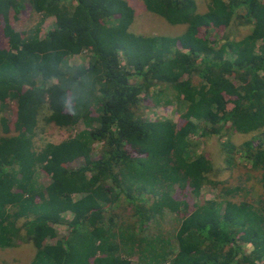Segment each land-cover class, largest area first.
Listing matches in <instances>:
<instances>
[{"label": "trees", "instance_id": "16d2710c", "mask_svg": "<svg viewBox=\"0 0 264 264\" xmlns=\"http://www.w3.org/2000/svg\"><path fill=\"white\" fill-rule=\"evenodd\" d=\"M142 1L184 33H132L125 0H0V249L32 243L27 264H264V0ZM32 15L54 17L42 37L16 27ZM232 22L248 33L230 38ZM150 95L184 111L139 118ZM43 105L47 122L84 129L36 147ZM196 131L225 138L226 178ZM157 215L173 236L150 231Z\"/></svg>", "mask_w": 264, "mask_h": 264}, {"label": "rangeland", "instance_id": "374dc122", "mask_svg": "<svg viewBox=\"0 0 264 264\" xmlns=\"http://www.w3.org/2000/svg\"><path fill=\"white\" fill-rule=\"evenodd\" d=\"M129 6H131L134 10V20L129 27V30L134 34H141V35H162V36H178L184 33L186 25L185 24H170L161 16L154 14L148 11L142 0H125ZM23 4L26 1L22 2ZM197 4V11L204 12L206 10L205 0H196ZM23 7V6H22ZM40 16V15H39ZM54 24V17L53 16H40L36 17L35 15L27 17L24 21L19 20L16 22V27L19 29H27L28 35H36L43 36L46 31L51 28ZM250 26H238L231 23L225 29V33L229 34L230 38H239L244 36L248 33ZM202 30L200 29L199 35H202ZM212 31H210V34ZM221 35H216L217 45H219L223 40L219 37ZM220 39V40H219ZM260 42L258 41V44ZM87 60V51H83L78 55H75L70 58L69 62L73 64H83L86 63ZM130 82L136 81L135 78L132 76L129 78ZM157 86L155 85L153 89H156ZM147 97V96H146ZM142 97V101H143ZM146 104L142 103L138 107L139 118L142 119H171L175 120L177 118V111L183 112L184 111V103L181 101L173 100L171 103H165L163 100L155 101L153 97L150 95L145 98ZM145 105V106H144ZM147 106V107H146ZM50 113L46 105H43L40 108L38 117H37V125H36V135L34 137V145L36 147H41L47 142L58 143L68 137L75 136L79 131L84 129L85 125L82 121H78L73 126H58L55 125L53 122H47L46 116ZM94 125V123H93ZM199 131H196L195 134L191 135V139L195 144V151L200 152L202 148H204L205 152L211 155L214 164V173L219 175V178L224 179L228 176L229 168L222 160L224 153L226 152L222 142V140L218 139L215 135L211 136L207 142L203 140L199 136ZM250 137L249 134H233L230 136L229 140L234 144H239L244 140ZM98 145L95 144L92 150L93 155L97 153ZM238 155H236L237 162L241 163V160ZM81 163H83L82 158L75 161L74 164L68 166L70 168H76ZM219 170V171H218ZM38 181L42 184H46L49 179L45 177L41 172L38 174ZM202 192L205 195V198L209 199L214 196V190H212L209 185H204L202 187ZM124 206L120 205L115 209L116 214L124 213ZM62 215L65 218H71V213L64 212ZM156 218H159L158 221L153 222V226L150 228V231L159 234L160 231L167 236L174 235L173 228L174 225L176 226L175 222L168 221L167 216H159L157 215ZM55 227L57 234L59 237L67 234V227L63 224H53ZM243 248L250 250L251 245L244 244ZM34 254V248L32 243L30 242H17L14 247H6L0 249V264H27ZM131 264H139L137 258L135 256L129 257Z\"/></svg>", "mask_w": 264, "mask_h": 264}]
</instances>
